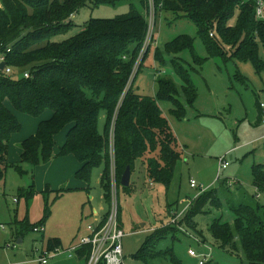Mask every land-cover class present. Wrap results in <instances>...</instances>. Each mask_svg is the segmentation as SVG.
<instances>
[{
	"label": "trees",
	"instance_id": "obj_1",
	"mask_svg": "<svg viewBox=\"0 0 264 264\" xmlns=\"http://www.w3.org/2000/svg\"><path fill=\"white\" fill-rule=\"evenodd\" d=\"M153 1L156 10L172 12L176 18H189L196 25L209 58L251 62L257 72H264L261 56L264 19L257 17L259 2L264 11V0ZM126 2L129 3L127 13L113 18L91 17L73 36L54 40L74 28L71 17L89 3L95 7ZM150 13L149 0H137V3L132 0H0V57L4 58L6 68L13 70L11 74L0 70V178L5 176L9 164L11 139L22 127L16 113L40 118L51 112L48 119L39 122L35 134L21 142L20 163L36 165L72 155L81 164L75 178L85 183H90L95 168L103 167L100 181L109 207L113 166L119 191L134 192L132 178L125 187L121 185V177L127 166L133 173L139 162L148 181L163 184L169 190L182 152L160 103L171 101L174 103L171 113L178 119L185 118L187 107L193 106L198 97V90L188 70L177 61L180 59L177 54L190 50L195 62L200 64L207 58L196 54L193 37L181 34L165 43L162 49L157 47L155 59L163 64L170 62L184 83L179 86L171 78L160 77L156 96L137 92L134 81L151 48L149 45L143 53ZM155 36L156 33L152 41ZM165 55L171 56V60L166 61ZM25 72L30 73L28 78ZM236 78L245 77L238 73ZM103 112L106 120L101 131L99 119ZM65 129V141L55 152L56 137ZM252 172L253 185L264 194V164H255ZM217 195L215 189L200 192L197 199H192L186 222L192 224L193 217L204 211L210 199H214L216 208L223 206ZM119 207L118 203V219L121 218ZM232 210L236 214L235 227L232 229L215 219L211 224L215 239L222 247L230 246L232 250L235 239L240 240L248 264H264V205L241 203ZM169 212L172 213L170 209ZM119 222L122 226V219ZM15 224L19 238L44 222L35 225L24 218ZM174 226L170 223L155 230L134 257L146 263L160 257L170 259L171 264H183L172 248L156 249L157 243L166 239ZM61 246L59 238H50L46 248L52 251ZM78 254L88 256L90 248L83 247ZM203 264L221 263L206 260Z\"/></svg>",
	"mask_w": 264,
	"mask_h": 264
},
{
	"label": "rangeland",
	"instance_id": "obj_2",
	"mask_svg": "<svg viewBox=\"0 0 264 264\" xmlns=\"http://www.w3.org/2000/svg\"><path fill=\"white\" fill-rule=\"evenodd\" d=\"M132 1L137 3V0ZM149 1L153 6L154 1ZM153 8L149 15L148 37L152 40L156 33V38L151 41L149 54L134 81L137 92L156 96L157 79L160 77L171 78L179 86L184 83L170 62L163 64L155 59L157 47L162 49L165 43L181 34L193 37L196 54L207 58L200 64L195 62L190 50L177 54L180 58L177 61L188 70L198 90V97L185 118L178 119L171 113L174 107L171 101L160 103L182 152L169 190L163 184L148 181L139 162L132 173L134 192L119 191L113 166L112 202L109 207L100 181L103 167L92 171L90 183H81L75 178L78 161L74 157L53 158L36 165L20 163L22 141H18L17 135L23 136L35 130V117L25 115L29 120H23L21 130L11 140L9 164L5 176L0 178V264H38L36 260L42 246L46 247L48 239L53 237L61 239L62 246L58 249L61 255L51 259L50 263L56 259H68L66 250L80 236L88 234L87 226L95 223L97 217L99 219L112 212L114 197L121 207L119 220L122 219L126 233L123 238L124 264H171L170 259L160 257L146 263L134 255L155 230L168 226L177 216V222L172 223L175 225L173 232L157 243L158 251L172 248L183 264H200L205 258L221 264H248L240 240L235 239L233 250L230 246L222 247L212 233L211 224L219 219L233 229L236 225L233 206L241 203L264 205V194L253 185L252 172L255 164H264V122L259 120L257 105L260 101L264 102V72H257L251 62L237 59L225 62L220 57L209 58L198 29L189 18H176L174 13L164 9L154 8L156 13L155 10L153 13ZM128 11L127 2L95 7L89 3L71 17L74 28L54 40L62 41L73 36L91 17L113 18ZM261 56L264 58V47H261ZM171 58L165 55L166 61ZM238 73L245 78L237 79ZM105 120L103 112L99 119L101 131ZM66 132L67 129L56 137L58 145L63 143ZM224 156L229 167L222 169L218 178L219 158ZM190 179L196 180L198 188L191 187ZM200 186L206 191L217 190L223 206L216 208L214 199H210L204 205V211L195 215L192 224H189L186 217L191 206L187 205L192 199H197ZM24 218L35 225L44 222L45 232L29 231L23 243L18 244L15 222ZM189 249L195 250L198 256L190 255Z\"/></svg>",
	"mask_w": 264,
	"mask_h": 264
},
{
	"label": "built area",
	"instance_id": "obj_3",
	"mask_svg": "<svg viewBox=\"0 0 264 264\" xmlns=\"http://www.w3.org/2000/svg\"><path fill=\"white\" fill-rule=\"evenodd\" d=\"M152 4H151V8H153V6L155 8V5L152 6ZM154 8L152 10L153 13L155 10ZM257 17L264 19L262 2H259L257 8ZM151 41L152 40H150L149 37L146 38L143 53L145 50H147L149 45H151ZM143 53L141 54V56L143 55ZM2 61H4V58L0 57V63ZM5 70L7 74H11L13 72L11 67H7L5 68ZM24 76L28 78L30 76V73L25 72ZM259 108L261 111L262 121L264 122V102H260ZM227 167H229V162L226 160V157L225 156L220 157L219 158L220 171L222 169H226ZM190 185L192 188H198V184L195 179H190ZM202 191H204V189L200 187V192ZM191 202L192 201L188 203L187 207L190 206ZM172 214H175V212H172ZM174 216H176V214ZM177 217H173L171 223L177 222ZM1 227L4 228L3 225ZM87 228H88V234L81 236L76 243L72 244L66 250L69 257L76 256V254H78V252L83 247H89L90 254L85 257L86 259L85 264H100V263L124 264L125 254L123 247V238L126 236V233L123 227L120 225L118 219L117 198L114 197L112 212H109L107 217L101 216L99 219L97 217L96 222L93 224H89ZM34 231L42 233L45 231V226L40 225L38 227H35ZM58 249L59 248H56L55 250L52 251L48 250L47 248L41 249V254L37 258V262L39 264H48L53 257H56L57 255L61 254V252ZM189 254L195 257L198 256L197 252L193 249H189ZM206 260L208 259L205 258L204 260H201L200 264H203Z\"/></svg>",
	"mask_w": 264,
	"mask_h": 264
},
{
	"label": "crops",
	"instance_id": "obj_4",
	"mask_svg": "<svg viewBox=\"0 0 264 264\" xmlns=\"http://www.w3.org/2000/svg\"><path fill=\"white\" fill-rule=\"evenodd\" d=\"M261 102V101H260ZM192 106H188L187 107V112H188V110H189V108H191ZM258 111H259V120L261 121V122H263L262 121V117H261V114H260V110H259V107H258ZM17 114V116H18V118L20 119V121H21V124H23L22 122H23V120L25 121V120H29V117L28 116H25L26 114H22V113H16ZM51 116V112H46L42 117H40V118H34L35 119V121H34V129L35 130H37V128H38V124H39V122L42 120V119H48L49 117ZM35 130H31V132H28V134H24L23 136L22 135H17V138H18V141H23L24 139H26V137L28 136V135H32V134H35ZM32 131H34V132H32ZM66 134V133H65ZM16 135H14L13 137H12V139L11 140H13V138L15 137ZM29 137V136H28ZM27 137V138H28ZM64 141H65V138H63L62 139V142L64 143ZM62 143V144H63ZM56 147H55V152H58V148L62 145H58V143L56 142ZM10 147H11V143H10ZM22 152V151H21ZM21 154V153H20ZM65 157H74V156H72V155H69V156H65ZM58 158V157H57ZM75 158V157H74ZM76 159V158H75ZM77 160V159H76ZM141 165V164H140ZM81 166V164L78 162V165H77V170L79 169V167ZM228 168V167H227ZM226 168V169H227ZM76 170V171H77ZM219 172H220V169H219V167H218V173H217V177H218V174H219ZM219 178V177H218ZM78 181V180H77ZM79 182H80V180H79ZM83 181H81V183H82ZM233 182V181H232ZM200 187H202V186H200ZM203 188V187H202ZM204 190L206 189V188H203ZM93 211H95V212H93V213H95V214H98V212H97V210L96 209H93ZM104 216V215H103ZM88 229V228H87ZM45 232V231H44ZM24 236H25V234H24ZM24 236H23V238H24ZM81 237V236H80ZM80 237L76 240V241H74L72 244H74V243H76L79 239H80ZM53 238H58V237H53ZM60 239V238H59ZM49 240V239H48ZM61 240V239H60ZM61 244H62V242H61ZM71 244V245H72ZM44 248H46V247H44V246H42V249H44ZM61 255V254H60ZM69 256V255H68ZM85 257L86 256H84V257H80L79 256V254H76V256H73V257H68V259H56L55 261H53L52 263H48V264H85V262H86V259H85ZM54 258V257H53ZM52 258V259H53ZM56 258V257H55ZM37 261V260H36ZM39 264V263H38Z\"/></svg>",
	"mask_w": 264,
	"mask_h": 264
},
{
	"label": "water",
	"instance_id": "obj_5",
	"mask_svg": "<svg viewBox=\"0 0 264 264\" xmlns=\"http://www.w3.org/2000/svg\"><path fill=\"white\" fill-rule=\"evenodd\" d=\"M5 68H6V62L2 61L0 63V70L4 71ZM131 178H132V170H131L130 166H127L124 173L122 174V177H121V185L125 186V187L129 186L131 183ZM17 243L22 244L23 243V237H19L17 240Z\"/></svg>",
	"mask_w": 264,
	"mask_h": 264
}]
</instances>
